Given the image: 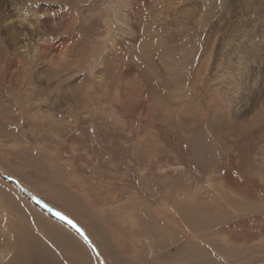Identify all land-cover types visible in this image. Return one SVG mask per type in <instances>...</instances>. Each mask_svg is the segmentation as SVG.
Listing matches in <instances>:
<instances>
[{"label":"rangeland","instance_id":"1","mask_svg":"<svg viewBox=\"0 0 264 264\" xmlns=\"http://www.w3.org/2000/svg\"><path fill=\"white\" fill-rule=\"evenodd\" d=\"M4 1L0 264H264V0Z\"/></svg>","mask_w":264,"mask_h":264},{"label":"bare ground","instance_id":"2","mask_svg":"<svg viewBox=\"0 0 264 264\" xmlns=\"http://www.w3.org/2000/svg\"><path fill=\"white\" fill-rule=\"evenodd\" d=\"M28 1L30 2V0H28ZM5 3L8 5V2H7V1L0 0V11H2L3 4H5ZM32 4H33V3H32ZM36 8L39 9V5H38V7H36ZM36 8H35V9H36ZM37 12H38V11H37ZM2 15H3V14L0 15L1 18H2ZM8 15H9V14H8ZM36 15H37V14H36ZM37 16H38V15H37ZM37 16H36V17H37ZM39 16H40V18L44 16V14H43L42 11L39 12ZM39 16H38V17H39ZM6 17H7V16H6ZM9 19H10V18H9ZM9 19H8V21H9ZM37 19H38V18H37ZM1 21H2V20H1ZM45 21H46V19H45ZM2 22H4V20H3ZM50 22H51V21H50ZM4 23H5V22H4ZM5 24H8V23H5ZM9 25L13 26V27L10 26V27L12 28V31L15 30V22H14V19L9 21ZM47 25H48V23H47ZM1 26H2V25H1ZM7 27H8V26H7ZM7 27H6V28H7ZM38 27H39V26H38ZM38 27H36V28H38ZM50 27H51V26H50ZM1 28H2V27H1ZM2 29H3V28H2ZM7 29H8V28H7ZM48 29H49V28H48ZM51 29H52V28H51ZM8 30H9V29H8ZM8 30H7V31H8ZM3 31H4V29H3ZM7 31H6V32H7ZM12 31H10V32H12ZM15 31H16V30H15ZM15 31H13V32L15 33ZM37 31H38V30H37ZM37 31H36V32H37ZM10 32H9V33H10ZM36 32H35V34H36ZM40 32H41V31H40ZM14 33L11 34V35H15ZM16 34H17V33H16ZM37 34H38V33H37ZM37 34H36V35H37ZM11 35H10V36H11ZM39 36H40V35H39ZM11 37H13V36H11ZM11 37H10V38H11ZM31 37H33V35H32ZM34 37H36V36H34ZM34 37H33V38H34ZM46 37H47V36H46ZM13 38H14V37H13ZM48 39H49V38H48ZM30 40H32V38H30ZM38 40H39V39H38ZM69 40H70V38H69ZM70 41H71V40H70ZM46 43H48V42H46ZM15 44H16V43H14V45H15ZM18 44L20 45V43H18ZM35 44H39V43L36 42ZM23 45H24V44H23ZM23 45L21 44V46H20L21 48L17 45L18 49L20 48L19 50H22V51H20L21 54H24V53H25V54H28V55H29V54H32V53H38V52H39V50L37 51V48H35L34 46H32L33 44L24 45V47H23ZM37 46H38V45H37ZM15 47H16V45H15ZM53 48H54V47H53ZM16 50H17V49H16ZM19 50H18V51H19ZM57 50H58V49H57ZM60 51H61V50H60ZM257 51H258V50L253 49V50L251 51V53L256 54ZM249 54H250V53H249ZM250 57H251V56H250ZM207 64H208V63H207ZM262 74H263V71H262ZM224 77H226V76H224ZM254 78H255V77H254ZM224 79H225V78H224ZM243 81H244V80H243ZM228 86H229V85H228ZM241 87H242V85H241ZM263 87H264V86H263ZM263 87H262V88H263ZM246 88H247V87H246ZM234 89H235V88H234ZM239 89H240V88H239ZM247 89H248V88H247ZM232 90H233V89H232ZM241 90H242V89H241ZM260 90H261V89H260ZM263 90H264V89H263ZM263 90H262V91H263ZM224 91H226V90H224ZM236 92H237V90H236ZM233 93H234V92H233ZM227 95H228V94H227ZM251 95H252V94H249L248 97H250ZM222 96H223V95H222ZM226 99H227V98H226ZM241 99H242V98H241ZM263 99H264V98H263ZM229 100H230V99H229ZM225 101H226V100H225ZM261 101H262V100H261ZM228 102H229V101H228ZM262 102H263V101H262ZM236 104H237V103H236ZM244 105H245V104H244ZM257 105H258V104H257ZM261 107H262V106H261ZM255 108H256V107H255ZM245 109H246V107H245ZM239 112H241V111H239ZM212 121H213V120H212ZM5 198H6L7 200L9 199L8 196H5ZM179 213H180V212H179ZM27 223H28V222L25 221L22 225L27 224ZM102 225L105 226V223L102 224ZM18 228H19V227H18ZM20 231H21V230H20ZM24 232H25V233H29L28 230H24ZM178 249H179V248H178ZM14 257H15V256H13V258H14Z\"/></svg>","mask_w":264,"mask_h":264}]
</instances>
